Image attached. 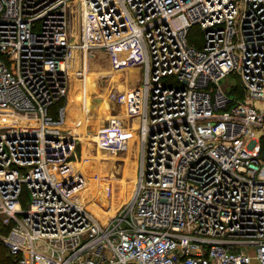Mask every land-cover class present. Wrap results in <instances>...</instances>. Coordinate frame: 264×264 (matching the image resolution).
<instances>
[{"label": "built area", "instance_id": "obj_1", "mask_svg": "<svg viewBox=\"0 0 264 264\" xmlns=\"http://www.w3.org/2000/svg\"><path fill=\"white\" fill-rule=\"evenodd\" d=\"M133 38L143 74L112 90L123 109L98 130L121 151L131 128L138 176L125 214L101 223L72 164L69 61L74 48ZM226 74L238 79L228 91ZM0 108L38 119L0 126L12 264H264V0H0Z\"/></svg>", "mask_w": 264, "mask_h": 264}, {"label": "rangeland", "instance_id": "obj_2", "mask_svg": "<svg viewBox=\"0 0 264 264\" xmlns=\"http://www.w3.org/2000/svg\"><path fill=\"white\" fill-rule=\"evenodd\" d=\"M77 9L75 5L71 6L69 9V19L71 22L70 30L74 42L79 37V29L81 26L80 14ZM95 36L99 37L98 35ZM191 36L195 38V28L191 29L190 37ZM98 40H100V37ZM120 45L121 44L118 46H106L100 43L93 45L89 49L85 47L79 48L81 50L84 49V51L76 49L78 51L75 50L77 52L78 61L84 59L83 66L84 68L86 67L85 72L88 78L80 80L82 83L78 82L79 84L75 86V72L79 70L80 62L72 56L73 63L70 67V86L66 98L67 120L65 126L67 129L71 130L76 138H78L74 151L75 159L72 164L75 170H79L87 177L84 193L80 195V198L92 197L95 200V203L94 201H92V203L96 211L98 210L100 214L98 207L103 211V221L110 216L115 219L125 214L135 186L138 168L139 140L138 137H136L137 135H135L136 138L134 136H128V145L126 149L112 151L102 145L100 141L102 136L98 130L107 116L111 114L110 111H114L113 109L111 110V107L118 111L123 109L122 104H113L108 94L110 95L112 90H118L116 86L119 87V90H125L133 86L128 78V74L131 71L135 72L133 70L138 65L140 77L144 71L142 58L141 61L131 60L132 57H130L129 54H126L125 51L122 52L118 50L121 47ZM133 46L136 57L140 58L142 55L138 44L133 43ZM134 62H138L137 65H135ZM139 81L140 80H137L136 83ZM234 83L238 86V79L232 74H226L219 80L220 87L225 91H228L229 86ZM77 86L79 89H77ZM80 87H83L86 93L91 95L90 97H96L98 100H102L101 102L103 103H99L96 107L97 110L92 112L88 120H83V129L76 127L74 118H71L72 127L69 128V118L73 113L71 107L75 98L78 96ZM234 90L236 89L234 88ZM82 95L89 96L85 93ZM109 99L111 100L109 101ZM89 105L95 106L94 98H92ZM255 106L263 109V106L259 102H255ZM5 115L27 119V117L22 114L0 109V126L8 122ZM136 122L137 120L135 118L134 123L136 124ZM128 129L129 133L133 135L131 133V128L128 127ZM4 251L5 250L0 248V264H12L11 258L7 259L3 256L2 252Z\"/></svg>", "mask_w": 264, "mask_h": 264}, {"label": "crops", "instance_id": "obj_3", "mask_svg": "<svg viewBox=\"0 0 264 264\" xmlns=\"http://www.w3.org/2000/svg\"><path fill=\"white\" fill-rule=\"evenodd\" d=\"M127 44H129L128 46H126V45H123V46H121L118 50H120V51H122V52H124L125 51V53L126 54H129V56L130 57H132V59L131 60H136V61H138V60H140L141 61V57L140 58H137L136 57V53H135V51H134V46H133V43H135L136 44V42H134V41H129V42H126ZM125 44V43H124ZM133 46V47H132ZM139 47V46H138ZM123 48V49H122ZM140 49V48H139ZM140 52H141V50H140ZM139 61V62H140ZM84 62V61H83ZM83 62L81 63V66H82V68L85 70V68H84V66H83ZM137 63L138 62H134V64L135 65H137ZM139 66V65H138ZM136 67L133 71H135V72H130L129 74H128V78H129V80L131 81V83L133 84V85H135V83H136V81L137 80H140L141 79V77H140V75H139V67ZM137 69V70H136ZM88 78V75H87V73L85 72V76L83 77V78H81V79H78V80H76L75 81V86L77 85V84H79V83H82V82H80V80H82V79H87ZM140 78V79H139ZM79 82V83H78ZM108 83H109V81H108ZM137 84V83H136ZM117 87V89L119 90V87L118 86H116ZM77 89H79V87L77 86ZM83 93H85L86 95H89V96H91L89 93H86V91L84 90V88L82 87H80V90H78V96L75 98V100H74V103H73V105H72V114H71V117L69 118V128H71L72 127V119L71 118H74V122H75V124H76V127H78V128H82L83 129V120H88L89 119V117H90V115L92 114V112H94L95 110H97L96 109V107L99 105V103H102L101 101L102 100H98L96 97H93L92 96V98H94V103H95V106H89L88 108H86L85 106H82L84 103L82 102L83 100H82V94ZM110 95L108 94V97H109ZM109 101H110V99H109ZM104 102H106V101H104ZM81 106V107H80ZM75 130V129H74ZM127 132H128V136L129 137H132V136H134V135H131L130 133H129V129L127 130Z\"/></svg>", "mask_w": 264, "mask_h": 264}, {"label": "bare ground", "instance_id": "obj_4", "mask_svg": "<svg viewBox=\"0 0 264 264\" xmlns=\"http://www.w3.org/2000/svg\"><path fill=\"white\" fill-rule=\"evenodd\" d=\"M90 29H91V32H92V34L93 35H98L99 37H101V34H100V29L98 28V26H97V23H96V21L93 19V20H91L90 21ZM129 41H134V42H136L137 44H138V46H139V48H140V45H139V42L135 39V38H133V39H130V40H128V41H125V42H121V43H126V42H129ZM80 47H77V48H74L73 49V51H72V56L74 57V58H76L77 59V61H78V57H77V50L79 49ZM77 49V50H76ZM77 52H76V51ZM79 50H81V49H79ZM141 50V49H140ZM75 51V52H74ZM81 51H84V49H82ZM73 52H74V54H73ZM83 53V52H82ZM141 55H142V50H141ZM72 56H71V58H70V61H69V69H70V67H71V65H72V63H73V60H72ZM141 58H142V56H141ZM84 61V59L83 60H81V61H78V62H80L79 63V70H77L75 73H76V75H75V81L76 80H78V79H81V78H83L84 76H85V70L82 68V66H81V63ZM82 102L84 103L82 106H85L86 108H88L89 106H91V105H89L90 103H91V100H92V97H90V96H84V95H82ZM111 100V99H110ZM103 103V102H102ZM81 107V106H80ZM1 110H4V111H12V112H14V113H17V114H22V113H20V112H17V111H15V110H12V109H10V108H0ZM22 115H24L25 117H27V119L28 120H26V121H21V122H30V123H33V124H36L37 123V121H38V119L35 117V115L34 114H30V115H28V114H22ZM30 116V117H29ZM135 137V136H134ZM136 138V137H135ZM137 173H138V168H137ZM137 176H138V174H137ZM137 179V178H136ZM135 183H136V181H135ZM84 193V188H83V190L82 191H80V194L79 195H82ZM83 201H84V203H85V205H86V207L89 209V211L91 212V214L94 216V217H96L101 223H107L108 222V220L112 217V216H110V217H107V218H105V220L103 221V218H102V216H103V211L98 207V209L100 210V214H99V212H98V210L96 211V208H95V206H94V204L92 203V201H94V203H95V200L91 197L90 198V196H89V198H81ZM92 205H93V207H92Z\"/></svg>", "mask_w": 264, "mask_h": 264}, {"label": "trees", "instance_id": "obj_5", "mask_svg": "<svg viewBox=\"0 0 264 264\" xmlns=\"http://www.w3.org/2000/svg\"><path fill=\"white\" fill-rule=\"evenodd\" d=\"M195 33H196V36H195V38L196 39H198V36H199V33H198V31L197 30H195ZM192 37V36H191ZM193 38V37H192ZM6 116V115H5ZM6 119L9 121H12V120H16L18 123H21V121H26V120H28V119H20V118H17V117H9V116H6ZM0 248L1 249H3V250H5L4 252H2L3 253V256H5V258H11V262H13V260H12V257H11V255H9L8 253H7V247L4 245V244H0Z\"/></svg>", "mask_w": 264, "mask_h": 264}]
</instances>
